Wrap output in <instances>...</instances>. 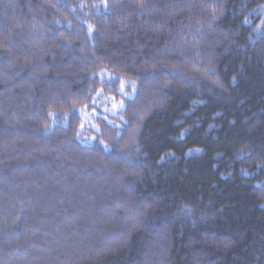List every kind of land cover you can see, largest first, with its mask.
I'll list each match as a JSON object with an SVG mask.
<instances>
[{
  "label": "trees",
  "instance_id": "obj_1",
  "mask_svg": "<svg viewBox=\"0 0 264 264\" xmlns=\"http://www.w3.org/2000/svg\"><path fill=\"white\" fill-rule=\"evenodd\" d=\"M0 264H264V0H0Z\"/></svg>",
  "mask_w": 264,
  "mask_h": 264
},
{
  "label": "rangeland",
  "instance_id": "obj_2",
  "mask_svg": "<svg viewBox=\"0 0 264 264\" xmlns=\"http://www.w3.org/2000/svg\"><path fill=\"white\" fill-rule=\"evenodd\" d=\"M113 97H114L113 95H107L104 98L95 99L93 102L94 110L91 113L87 112L86 110L81 111V114L85 122V126H84L85 129L92 128L91 121L93 120L94 116H96L97 114L103 115L105 113L106 107L104 106V104L111 103V105L116 109L118 108V106H120V104L115 105L116 102L112 101Z\"/></svg>",
  "mask_w": 264,
  "mask_h": 264
}]
</instances>
